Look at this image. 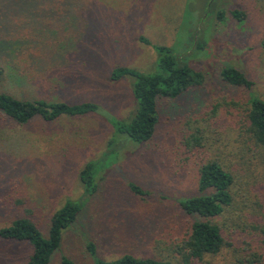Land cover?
Segmentation results:
<instances>
[{
    "label": "trees",
    "instance_id": "16d2710c",
    "mask_svg": "<svg viewBox=\"0 0 264 264\" xmlns=\"http://www.w3.org/2000/svg\"><path fill=\"white\" fill-rule=\"evenodd\" d=\"M1 1L14 5L25 0H0V7L4 4ZM35 1L49 5L51 10L45 13L55 11L56 16L63 15L70 3L75 6L90 3L84 10L86 26L95 31L89 39L92 43V49L88 50L90 57L80 54L77 39L69 35L75 16L67 17L61 28L53 23L24 25L0 20V31L17 32L0 36V132L9 123L26 125L39 119L50 125L64 117L88 116L101 117L112 132L102 152L83 163L78 172L79 194L61 200L49 218L45 233L42 217L46 205L39 197L29 196L25 179L11 177L0 182V217H11L8 225L0 227V243L26 247L24 264H51L56 259L59 264H75L63 251L64 235L72 230L76 233L72 239L75 246H82L92 264H264V193L259 194L250 211L231 220V229H224L215 221L233 207V188L245 176L252 158L258 157L264 164V99L251 91L252 81L247 75L229 63L222 65L218 76L226 88L238 91H234L231 99L212 104L204 114L208 128L213 131L218 120V127L221 123L232 127L229 131H233L234 136L229 146L226 145L227 150L214 146L202 129L195 127L181 136L176 146L181 152V165L176 167L173 160L169 162L177 176L193 169L196 191L173 196L126 181L131 196L146 203L141 210L130 211L131 216L142 222L159 219L160 226L161 221L168 219L162 225L163 236L174 241L175 257L163 259L124 253L117 258L104 259L98 255L96 244L87 236L86 229L97 211L94 203L103 190L105 177L117 165L121 151L130 149L131 153L141 155L159 151L157 140L164 132L168 113L174 112L180 98H188L195 86L203 83L204 74L193 69L187 57L172 46L152 44L143 35L138 40L155 51L154 71L143 72L113 62L108 64L109 48H117L118 38L124 36L127 29L122 26L117 30L120 18L112 16L111 31L102 30V20L95 13L101 1ZM233 15L240 18L242 13L234 11ZM200 45L198 42L196 47ZM100 66L108 69L106 78L109 81L129 80L134 106L126 117L115 116L94 99L71 101L66 97L70 92L87 96L91 83L89 70ZM32 84H38L39 93L29 95L20 91L23 86ZM12 86L19 89L18 94L9 91ZM239 90L246 91L244 103L239 100L242 99ZM225 118L230 121L225 123ZM126 138L136 144L120 145ZM106 200L109 201L102 196L96 204H104ZM117 230V236L137 240L148 232L144 229L133 233ZM225 249L227 256L221 262L215 261L213 257Z\"/></svg>",
    "mask_w": 264,
    "mask_h": 264
},
{
    "label": "rangeland",
    "instance_id": "374dc122",
    "mask_svg": "<svg viewBox=\"0 0 264 264\" xmlns=\"http://www.w3.org/2000/svg\"><path fill=\"white\" fill-rule=\"evenodd\" d=\"M99 1L101 3L97 4L95 13L102 20V30L111 31L112 16H118L121 20L116 25L117 30L120 31L122 26L127 29L125 35L118 38L117 48H109L108 64L113 62L143 72L154 71L155 51L150 45L138 40L143 35L152 44L172 46L177 53L187 57L193 69L204 74L203 83L195 86L188 98H180L174 112L168 113L164 132L157 140V144L160 143L157 153L150 151L141 155L131 153L130 149L121 151L117 165L108 172L102 183L103 190L94 203L97 211L86 229L87 236L96 244L98 255L104 259L117 258L124 253L173 259L174 241L163 236L162 225L168 219L161 221L160 226L157 223L159 219L142 222L133 218L130 211L137 212L146 203L138 202L131 196L126 181L131 180L145 189L160 190L173 196L196 191L193 169L183 176H177L169 162L173 160L176 167L181 165V152L176 146L181 136L189 134L195 127L201 128L214 146L219 145L221 150H227L226 145L229 146L234 136V132L229 131L232 127L224 123L218 127V120L213 131L208 128L204 115L212 104L231 99L234 91H238L233 87L226 88L219 79L218 72L224 63L241 69L252 81L251 91L264 99V0ZM48 6L35 0L14 5L4 3L0 7V20L24 25L53 23L61 28L67 17L75 16L69 35L77 39L80 54L90 57L88 50L92 49V43L89 39L95 31L86 26L84 15L90 3L80 6L70 3L61 16H56L55 11L45 13L51 10ZM234 11L242 13L240 18L233 15ZM15 33L3 30L0 36ZM198 42L201 45L196 47ZM107 70L102 66L89 70L91 83L87 87L90 90L87 96L70 92L66 97L71 101L94 99L115 116L126 117L134 106L129 80L109 81L106 78ZM38 89V84H32L23 86L20 91L32 95L39 93ZM9 91L18 94L19 89L12 86ZM239 91L242 94L239 100L244 103L246 91ZM224 120L227 123L229 119ZM111 132V127L99 116L64 117L50 125L39 119L26 125L9 123L0 132V182L11 177L25 179L29 196L39 197L46 205L42 217L45 233L49 218L61 200L64 197L75 198L79 194V170L87 159L97 157L102 152ZM126 139L121 140L120 145L131 147L136 144ZM233 190V207L215 219L224 229H231V220L250 211L259 194L264 193V164L258 157L252 158L251 166ZM102 196L109 201L96 204ZM10 220V216L0 217V227L8 225ZM118 228L123 232L129 230L133 233L137 229L148 232L147 236L137 240L117 236ZM75 234L74 230L65 233L63 251L75 264H92L82 246H75L72 240ZM27 252L28 249L22 245L0 243V264H24ZM227 254L228 250L225 249L213 259L221 262ZM51 264H59L58 259Z\"/></svg>",
    "mask_w": 264,
    "mask_h": 264
}]
</instances>
